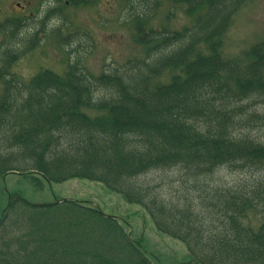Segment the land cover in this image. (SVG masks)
Here are the masks:
<instances>
[{
    "label": "trees",
    "instance_id": "1",
    "mask_svg": "<svg viewBox=\"0 0 264 264\" xmlns=\"http://www.w3.org/2000/svg\"><path fill=\"white\" fill-rule=\"evenodd\" d=\"M123 1L143 56L97 75L72 59L85 33L63 35V1L24 23L15 16L0 23V178L18 172L36 182H98L142 207L159 233L185 245L193 264H264V189L209 187L210 215L147 182L156 171L183 170L206 184L221 167L264 169V141L239 129L249 102L264 100V43L238 57L223 54L233 17L248 0H168L184 5L190 19L172 32L147 28L151 12ZM46 38L68 46L63 72L40 69L28 79L12 72ZM7 196L0 264H151L141 239L96 207Z\"/></svg>",
    "mask_w": 264,
    "mask_h": 264
},
{
    "label": "rangeland",
    "instance_id": "2",
    "mask_svg": "<svg viewBox=\"0 0 264 264\" xmlns=\"http://www.w3.org/2000/svg\"><path fill=\"white\" fill-rule=\"evenodd\" d=\"M24 0H0V23L16 11L14 2ZM28 12L37 14L53 0H28ZM138 10L151 12L147 28L175 31L188 25L190 19L183 13L184 5L172 4L168 0H131ZM126 3L123 0H105L93 7L66 8L69 16L63 35L80 32L73 44L72 59L80 58L87 71L99 74L103 67L114 68L127 58L142 57L143 47L134 42V27L128 19ZM16 15V14H14ZM66 36V35H65ZM2 39V38H1ZM0 39V40H1ZM80 41V42H79ZM264 43V0H248L233 17V22L224 37L223 54L238 57L253 44ZM68 46L59 47L50 39H44L40 46L20 58L12 67V72L28 79L40 69L62 73L65 68ZM78 50V51H77ZM246 116L241 117L239 129L252 137L264 141V100L262 97L249 102ZM206 184L185 175L183 170L156 171L147 182L158 186L160 193L180 204L193 203L198 211L208 212V194L211 189L230 187L247 190L259 195L264 192V169L260 171L237 170L221 167ZM36 179V178H35ZM18 172L0 178V214L8 202V193H19L33 204L52 203L57 200H75L84 205L96 207L106 215L114 216L124 225L125 231L134 240L141 239V246L151 264H193L190 262L185 245L177 239L159 233L148 214L136 204L106 189L102 184L83 179H70L62 183H47L43 180ZM37 184H41L40 188ZM263 190V192H262ZM261 191V193H260ZM213 210L210 211V215ZM254 226L258 217L250 213Z\"/></svg>",
    "mask_w": 264,
    "mask_h": 264
},
{
    "label": "flooded vegetation",
    "instance_id": "3",
    "mask_svg": "<svg viewBox=\"0 0 264 264\" xmlns=\"http://www.w3.org/2000/svg\"><path fill=\"white\" fill-rule=\"evenodd\" d=\"M55 1H63L64 4L66 5L67 8H77L75 6H70L71 2L70 0H53L52 4H55ZM88 2V6L89 7H93L95 6V4L98 3H104L105 0H86ZM29 6V1L28 0H24L23 3L15 1L14 2V7L16 8V11L12 12V14H10L11 17L15 16V17H21L22 18V22L24 23L25 21H28L29 17L31 16H35V14L28 12L26 10V8ZM56 7V4L55 6ZM28 9V8H27ZM16 14V15H14ZM69 16V11H66V9L61 10V13H59V20H57V24L59 23V25L62 24V31L64 29V27L67 25V19L66 17Z\"/></svg>",
    "mask_w": 264,
    "mask_h": 264
}]
</instances>
